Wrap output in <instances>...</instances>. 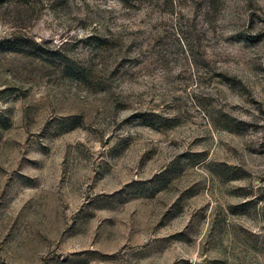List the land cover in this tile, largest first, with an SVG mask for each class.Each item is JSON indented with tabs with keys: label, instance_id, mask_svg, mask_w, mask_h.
Returning <instances> with one entry per match:
<instances>
[{
	"label": "rangeland",
	"instance_id": "1",
	"mask_svg": "<svg viewBox=\"0 0 264 264\" xmlns=\"http://www.w3.org/2000/svg\"><path fill=\"white\" fill-rule=\"evenodd\" d=\"M0 264H264V0H0Z\"/></svg>",
	"mask_w": 264,
	"mask_h": 264
},
{
	"label": "trees",
	"instance_id": "2",
	"mask_svg": "<svg viewBox=\"0 0 264 264\" xmlns=\"http://www.w3.org/2000/svg\"><path fill=\"white\" fill-rule=\"evenodd\" d=\"M12 48H13V45L7 44L6 49L10 50V49H12Z\"/></svg>",
	"mask_w": 264,
	"mask_h": 264
}]
</instances>
